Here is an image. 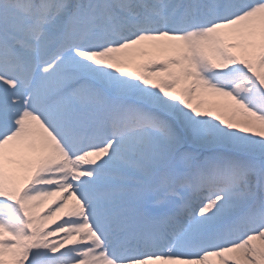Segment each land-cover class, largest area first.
Returning a JSON list of instances; mask_svg holds the SVG:
<instances>
[{
	"label": "snow or ice",
	"instance_id": "snow-or-ice-1",
	"mask_svg": "<svg viewBox=\"0 0 264 264\" xmlns=\"http://www.w3.org/2000/svg\"><path fill=\"white\" fill-rule=\"evenodd\" d=\"M0 264H264V0H0Z\"/></svg>",
	"mask_w": 264,
	"mask_h": 264
}]
</instances>
